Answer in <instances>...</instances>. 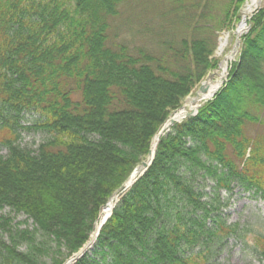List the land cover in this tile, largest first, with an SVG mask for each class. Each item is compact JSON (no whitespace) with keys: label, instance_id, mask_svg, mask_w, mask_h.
Returning <instances> with one entry per match:
<instances>
[{"label":"trees","instance_id":"1","mask_svg":"<svg viewBox=\"0 0 264 264\" xmlns=\"http://www.w3.org/2000/svg\"><path fill=\"white\" fill-rule=\"evenodd\" d=\"M132 2L0 0V208L33 221L15 227L0 214V264H63L78 252L171 113L214 66L216 39L199 32L148 38L142 29L146 44L121 39L114 23ZM200 4L177 6L176 24L188 27ZM229 11L227 27L238 17ZM262 18L264 8L225 84L197 115L160 135L152 163L73 264H212L214 250L242 233L224 217L222 191L236 183L264 199ZM29 112L46 133L34 151L19 142ZM251 243L264 257V233Z\"/></svg>","mask_w":264,"mask_h":264},{"label":"rangeland","instance_id":"2","mask_svg":"<svg viewBox=\"0 0 264 264\" xmlns=\"http://www.w3.org/2000/svg\"><path fill=\"white\" fill-rule=\"evenodd\" d=\"M131 7L125 6L123 8L122 14L118 19L115 20L114 25L116 26L115 33H119L122 38H127L126 41L131 42L137 41V43H147V38L141 36L139 31L144 29L148 30V38L150 36H157V34L165 31L172 32H184L188 36L199 32L203 37H210L216 39L217 46L213 53L211 54V59L213 60L214 66L208 71L205 77L200 80L191 90V92L185 96L179 108L174 110L170 117L177 112L180 108L187 104V101L190 98H193L197 95L200 88L203 85V82L217 77L221 71V63L225 59V56L231 53L236 46V54L232 60L228 61V74H226V80L229 75V71L233 68V64L239 62L240 55L242 54L243 45L241 43L244 36H246L251 29V21L254 15H258L263 11L264 0H261L260 4L248 15L246 19L247 28L245 32L240 36V45L237 44V35H234L239 24L242 20V14L245 10L248 0H201L200 7L194 9L195 15L194 19L189 22L188 27H183L176 24V19L183 13V8L176 10L177 6L181 4L190 5L198 2V0H132ZM237 9H236V8ZM229 11L230 16L237 14V19L235 18L231 22V26L227 27V23L223 24L222 14H224L225 9ZM236 10L235 12L233 10ZM223 12V13H222ZM201 13L205 16L201 17ZM190 15V13H189ZM221 16V18H220ZM220 18V19H219ZM259 23L263 24L264 18H262ZM195 28L198 31H195ZM182 34V33H181ZM222 38H228L227 45L223 50V53H220V43ZM264 41V38L262 39ZM226 80L220 86V88L213 94L214 95L221 89L225 84ZM247 88V85H244ZM199 102L197 106V113L199 109L209 100ZM197 113L195 115H197ZM191 116V115H190ZM39 115L37 113H26L21 121L23 125V130L21 132L20 145L22 147L28 148L32 151L36 150L40 143H42L46 138V133L43 131L36 130L33 127V124L38 120ZM169 117V118H170ZM189 117V116H188ZM182 121V120H181ZM168 120L166 121V123ZM179 122V121H178ZM165 123V124H166ZM164 124V125H165ZM163 125V127H164ZM162 127V128H163ZM264 130V125L261 126ZM162 130V129H161ZM160 130V131H161ZM169 130V129H167ZM159 131V132H160ZM158 134V133H157ZM156 134V135H157ZM155 135V136H156ZM152 147V145H151ZM151 151V150H150ZM156 152V151H155ZM2 153L6 154L7 149L2 148ZM150 153V152H149ZM149 157V154L143 158V161H146ZM155 157V156H154ZM141 162V163H142ZM137 165L133 171L130 173L129 177L124 182L121 189L116 190L113 195L109 198L112 199L113 196H117L115 200L114 207L118 204L119 200L125 194V192L137 181L140 177L137 176V179L133 182L130 187H126V183L131 178L132 174L135 172V169L141 165ZM142 176V175H141ZM199 183L205 188L206 191H212L214 186L213 181L205 180L199 181ZM222 198L225 203L223 209L224 217L230 223H238L242 229V233L236 236H232L226 240L222 247L214 250L211 260L212 264H264V257L260 256L253 248L251 243V237L257 233H264V199L260 195L254 194L253 191L245 190L240 185L234 183L233 189L230 192L222 191ZM108 200V202H109ZM107 202V203H108ZM106 203V204H107ZM113 207V209H114ZM104 208V206H103ZM101 209V211L103 210ZM113 209L111 213L113 212ZM100 211V214H101ZM0 214L8 217L10 222L15 227H30L33 226L32 219H28L27 215L24 213H16L10 207L0 208ZM98 216V219L100 217ZM96 220V222L98 221ZM95 222V224H96ZM106 223V222H105ZM104 223V224H105ZM102 229V228H101ZM95 231V225L92 233L90 234L89 240L84 244V246L90 241L92 234ZM101 231V230H100ZM93 244L87 249H92ZM83 246V247H84ZM75 253L68 257L66 261L71 258ZM48 264L51 263V260L48 258Z\"/></svg>","mask_w":264,"mask_h":264},{"label":"bare ground","instance_id":"3","mask_svg":"<svg viewBox=\"0 0 264 264\" xmlns=\"http://www.w3.org/2000/svg\"><path fill=\"white\" fill-rule=\"evenodd\" d=\"M261 0H248L247 5L245 7V10L242 14V20L241 23L239 24L237 30L235 31L234 35H237L239 38L240 36L245 32L247 25H246V19L248 17V15H250L252 13V11L260 4ZM228 42V38H222L221 39V43H220V53H223L226 45ZM238 47L236 46L235 49H237ZM231 51L230 54H228L227 56H225V59L223 60V62L221 63V71L220 73L217 75V77L213 78L212 77L206 81L203 82L202 88L199 91L198 96L196 95L193 98H190L187 101V104L184 105L182 108H180L177 112H175L171 118L177 120V121H181L183 120L187 114L195 112L197 109V106L199 104V102L204 101L208 98H210L211 96H213V94L220 88V86L223 84L226 74H228V61L232 60L236 54V50ZM160 135L157 134L152 142V147H151V155L149 157V160L152 159V155H154L155 151H156V147H157V143L159 140ZM139 175L138 171H135L131 178L128 180V182L126 183V187H129L137 178V176ZM117 199V196H113L111 200H109V202L107 204L104 205L103 210L101 211L100 217L98 219V221L95 224V231L91 236L90 241L88 242V244L86 245V248H89L91 246L92 243H94L97 239L98 234L100 233V229L103 226V223L108 220L107 218L110 216L111 211L114 207L115 200ZM65 264H71V261H67Z\"/></svg>","mask_w":264,"mask_h":264},{"label":"water","instance_id":"4","mask_svg":"<svg viewBox=\"0 0 264 264\" xmlns=\"http://www.w3.org/2000/svg\"><path fill=\"white\" fill-rule=\"evenodd\" d=\"M237 44L238 45H240V40H239V37H237ZM227 76V75H226ZM226 78V77H225ZM226 80V79H225ZM224 80V81H225ZM202 88V87H201ZM200 88V89H201ZM200 91V90H199ZM198 94H199V92L197 93V96H198ZM212 97V96H211ZM211 97L209 98V99H211ZM197 113V109H196V111L195 112H192V113H189V114H187V116L186 117H188V116H190V115H195ZM185 117V118H186ZM175 122H177V120H175V119H173V118H169L168 119V122L164 125V127L162 128V130L158 133L159 135H161V134H163L164 132H165V130H167V129H169V127L171 126V125H173ZM150 155H151V151H150V153H149V157H150ZM154 156H155V153H154V155H152V159L151 160H149V157H148V159L146 160V161H144V162H142L141 163V165L140 166H138L136 169H135V171H138L139 172V176H141V175H143L144 174V172L147 170V168L149 167V165L152 163V161H153V159H154ZM137 179V178H136ZM133 184V183H132ZM131 184V185H132ZM130 185V186H131ZM126 186V185H125ZM129 186V187H130ZM128 188V187H127ZM112 214V213H111ZM111 214H110V216H111ZM109 216V217H110ZM108 217V218H109ZM107 218V219H108ZM107 221V220H106ZM105 221V222H106ZM104 222V223H105ZM104 223H103V225H104ZM101 230V229H100ZM99 235V234H98ZM98 237V236H97ZM88 244V243H87ZM86 244V245H87ZM86 245L84 246V247H82L78 252H76L71 258H69L67 261H71V264H73L75 261H77L80 257H82L84 254H85V252L87 251V249L88 248H86ZM66 261V262H67Z\"/></svg>","mask_w":264,"mask_h":264}]
</instances>
